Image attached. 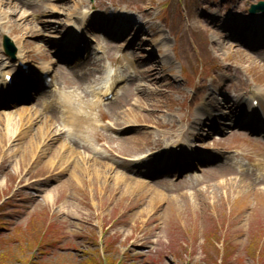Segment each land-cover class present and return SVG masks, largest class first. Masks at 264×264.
<instances>
[{
    "label": "rangeland",
    "instance_id": "rangeland-1",
    "mask_svg": "<svg viewBox=\"0 0 264 264\" xmlns=\"http://www.w3.org/2000/svg\"><path fill=\"white\" fill-rule=\"evenodd\" d=\"M7 1L0 77L25 85L0 95V253L264 264V112L251 106L264 99V6L249 12L264 0ZM49 68L55 87L37 91ZM62 95L74 124L46 110Z\"/></svg>",
    "mask_w": 264,
    "mask_h": 264
},
{
    "label": "bare ground",
    "instance_id": "bare-ground-1",
    "mask_svg": "<svg viewBox=\"0 0 264 264\" xmlns=\"http://www.w3.org/2000/svg\"><path fill=\"white\" fill-rule=\"evenodd\" d=\"M0 2L2 3H7L8 1L7 0H0ZM257 16V15H256ZM257 17H255L256 19ZM99 47H97L98 49ZM20 69V68H19ZM21 70V69H20ZM21 75H23V72H20ZM4 74H11L10 72H4L2 73V76L0 77V95H2L3 97H7L8 96V93L10 92L9 89H13V87H9L10 84L7 83V81L5 80V78H3ZM17 80H15V76L12 75V85H15V83H19V80L16 82ZM111 82V81H110ZM109 82V84H110ZM115 80L111 83V85L105 89V94L103 95H99L101 98H104V96L106 95V93H108L109 91H113L114 89V86H115ZM9 91V92H8ZM62 98L58 99V102H55V103H51L50 104V107L48 106L47 107V112L49 113H52L54 111H58V110H62L64 115H63V120L70 124H74L75 121H77V119H80L79 118V112H77L76 108L77 107V104L76 102L73 100L72 96L71 95H62L61 96ZM96 97V95H95ZM95 104V102H94ZM97 104V103H96ZM96 104L93 105L95 108H96ZM52 105V106H51ZM98 105V104H97ZM259 105H260V109L264 112V99H262V97H260V101H259ZM93 106H90V107H93ZM78 108V107H77ZM92 109V108H91ZM90 113L86 114L87 117H86V120L87 119H90L91 118V111H89ZM66 113V114H65ZM51 115V114H50ZM49 115V116H50ZM85 119V118H84ZM8 120V124H10L13 119L10 117L7 119ZM89 145V144H88ZM68 146L71 148V150L74 152V153H78L79 152V148H83V147H86L88 149L87 146H83V144H81L80 142H77V141H73L72 144L70 145H67L66 147L68 148ZM90 147H92L91 145H89ZM55 157V154L53 155V158ZM90 161H91V157H90ZM97 162H95V164H101V165H105L108 169H109V165L106 164L105 162L103 161H98V160H95ZM107 161V160H105ZM83 163L85 164H88L86 165V168L83 167V166H79L80 168L84 169V170H89L90 169V166L91 167H94L93 164H91L90 162H86V160H83ZM90 163V164H89Z\"/></svg>",
    "mask_w": 264,
    "mask_h": 264
},
{
    "label": "trees",
    "instance_id": "trees-1",
    "mask_svg": "<svg viewBox=\"0 0 264 264\" xmlns=\"http://www.w3.org/2000/svg\"><path fill=\"white\" fill-rule=\"evenodd\" d=\"M5 252H7V251H5ZM5 252L0 253V264H11V263L15 264L14 260L12 258H11L12 260L10 259V261H8L7 258L9 255H8V253H5ZM7 261H8V263H7ZM20 263H23V262H20ZM25 264H31V263L29 261L28 263L26 262ZM94 264H106V263L102 262V260L99 262L97 260H94Z\"/></svg>",
    "mask_w": 264,
    "mask_h": 264
},
{
    "label": "water",
    "instance_id": "water-1",
    "mask_svg": "<svg viewBox=\"0 0 264 264\" xmlns=\"http://www.w3.org/2000/svg\"><path fill=\"white\" fill-rule=\"evenodd\" d=\"M262 6H264V2H260L258 5H252L249 11L251 13H254V12L260 10V8ZM4 45H5L6 49L12 47V43L7 36L4 37Z\"/></svg>",
    "mask_w": 264,
    "mask_h": 264
}]
</instances>
